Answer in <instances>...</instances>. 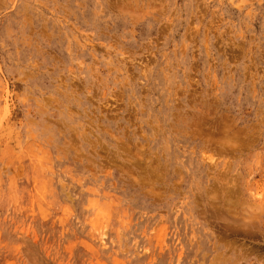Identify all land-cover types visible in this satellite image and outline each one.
<instances>
[{"label":"rangeland","instance_id":"obj_1","mask_svg":"<svg viewBox=\"0 0 264 264\" xmlns=\"http://www.w3.org/2000/svg\"><path fill=\"white\" fill-rule=\"evenodd\" d=\"M0 264H264V0H0Z\"/></svg>","mask_w":264,"mask_h":264}]
</instances>
